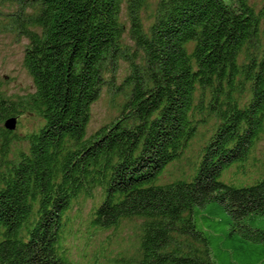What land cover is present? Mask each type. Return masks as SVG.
<instances>
[{
  "label": "trees",
  "instance_id": "obj_1",
  "mask_svg": "<svg viewBox=\"0 0 264 264\" xmlns=\"http://www.w3.org/2000/svg\"><path fill=\"white\" fill-rule=\"evenodd\" d=\"M5 5L0 35L27 39L34 91L0 82V264H77L66 232L85 200L96 234L140 221L120 264H264V0ZM106 88L119 116L88 135ZM209 123L198 162L164 181ZM237 164L259 165L254 185L220 180Z\"/></svg>",
  "mask_w": 264,
  "mask_h": 264
},
{
  "label": "rangeland",
  "instance_id": "obj_2",
  "mask_svg": "<svg viewBox=\"0 0 264 264\" xmlns=\"http://www.w3.org/2000/svg\"><path fill=\"white\" fill-rule=\"evenodd\" d=\"M154 7V3L151 4ZM258 5V4H256ZM261 6V4H259ZM2 12L7 13L13 10V7L5 5L0 8ZM154 11V8H152ZM145 17L144 12L140 14ZM126 11L122 10V20L126 22ZM150 23V21H148ZM148 25V23H145ZM128 41L127 36L125 37ZM27 44V39L17 38L13 34L0 35V82L3 83V89L6 94L11 96H23L34 91L31 78L28 76L23 67V54ZM125 65L120 64V69L116 75V85L121 83L125 77ZM115 94L108 88L104 89L99 100L91 108V121L88 126V135L94 133L100 127L109 124L119 116V111L112 107L110 100ZM116 97V96H115ZM118 97L116 98V101ZM36 120L25 117L21 120L23 129L16 131V136L22 137L26 129H32ZM211 123L203 126L199 132L202 136L197 135L189 144L186 158L182 161L171 165L163 176L167 181L183 171L189 172L191 163H197L199 154L204 146L205 141L211 135ZM257 158L264 164V141L257 153ZM237 165H232L226 169L220 180L226 185L233 187L251 186L260 178L261 168L256 166H245L237 169ZM247 175L246 177H244ZM259 176V177H258ZM244 177V178H243ZM258 179L255 181L253 179ZM93 202L85 200L80 202V208L76 207L69 214L71 228L66 235L68 240L66 246L70 249V258L77 264H114L113 259L117 262L119 255L125 259L133 257V244L135 230L140 224L139 220L124 224L119 230H110L101 233H94L89 228L87 219L93 207Z\"/></svg>",
  "mask_w": 264,
  "mask_h": 264
},
{
  "label": "water",
  "instance_id": "obj_3",
  "mask_svg": "<svg viewBox=\"0 0 264 264\" xmlns=\"http://www.w3.org/2000/svg\"><path fill=\"white\" fill-rule=\"evenodd\" d=\"M5 128L8 130V131H13L16 127V119L13 118V119H8L5 124H4Z\"/></svg>",
  "mask_w": 264,
  "mask_h": 264
}]
</instances>
